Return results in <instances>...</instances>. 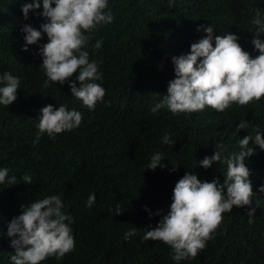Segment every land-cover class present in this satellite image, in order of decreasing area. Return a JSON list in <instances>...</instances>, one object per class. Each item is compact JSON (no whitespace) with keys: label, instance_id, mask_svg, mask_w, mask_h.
I'll return each mask as SVG.
<instances>
[{"label":"trees","instance_id":"trees-1","mask_svg":"<svg viewBox=\"0 0 264 264\" xmlns=\"http://www.w3.org/2000/svg\"><path fill=\"white\" fill-rule=\"evenodd\" d=\"M31 2L0 0V77L8 72L20 80L16 99L0 105V169H8L0 183V264H13L10 244L15 237L7 230L21 214V205L51 195L60 196L62 211L73 218L69 226L75 247L62 259L53 256L41 264H264V192L259 191L264 186V150L251 140L248 147L254 153L244 163L253 165L248 177L252 204L223 213L213 238L194 259L177 262L164 242L143 239L145 230L168 213L173 188L185 171L222 183L227 172L223 160L245 150L240 140L247 135L254 140L257 131L264 138V97L243 106L232 103L222 112L209 106L191 113L173 114L167 107L151 111L175 78L172 57L190 53L191 44L206 35L201 26L213 27V47L216 35L231 33L255 58L253 9L259 8L264 17V0H108L105 12L111 11L113 21L84 33L91 39L83 50L101 74L95 83L105 89L93 110L71 95L67 81L44 86L39 46L48 42L46 34L28 45L34 54L26 51L33 58H25L22 27L39 29L46 22L39 14L42 0L24 19L21 8ZM259 38L264 40V34ZM97 41H102L98 49ZM78 74L70 78L77 86ZM49 104L79 111L82 130L53 138L40 133V109ZM241 122L248 126L237 131ZM165 134L171 143L163 142ZM215 150L221 152V162L200 167L199 161ZM157 152L166 167L147 169ZM24 175L32 177L31 184L21 179ZM90 194L96 199L87 207ZM117 207L122 214H115ZM253 207L249 223L247 212ZM133 228L135 235L126 240L125 233Z\"/></svg>","mask_w":264,"mask_h":264},{"label":"clouds","instance_id":"clouds-1","mask_svg":"<svg viewBox=\"0 0 264 264\" xmlns=\"http://www.w3.org/2000/svg\"><path fill=\"white\" fill-rule=\"evenodd\" d=\"M54 5V7H53ZM41 7L39 0L24 3L21 11L27 20L28 13L36 12ZM108 0H42L43 11L39 13L46 22L39 29L25 24L22 52L26 59L33 56L28 45L37 44L46 34L47 43L39 46L42 57V67L47 79L53 83L67 84L71 95L81 100L89 110H93L97 102L103 100L105 89L95 81L101 79L96 61L89 62V53L84 47L89 43L90 36L97 25L109 24L114 17L111 11L105 12ZM253 23L257 26L256 36L251 43L258 55L252 58L237 42L238 37L231 33L215 36L210 25L203 28L206 35L198 42L192 43L190 53L172 57L175 78L168 82L166 95L151 109L156 113L167 107L173 114L202 111L206 106L222 112L232 103L247 105L264 97V40L259 36L264 34V17L259 8H254ZM200 28L197 29L199 31ZM102 41H97L95 47H101ZM34 54V53H33ZM74 73H79L77 82H71ZM0 81L5 82L0 87V105L7 106L16 99L20 80L5 72ZM39 132L46 137H62L79 133L84 124L82 114L66 106L53 107L47 105L40 109ZM246 122L237 126V131L246 128ZM40 136L37 135L38 142ZM165 144L171 143L169 134L163 136ZM264 150V138L257 131L255 138L247 135L240 140V146L245 149L223 160L227 165L226 176L221 183L213 178L211 182L198 179L196 174L185 171L174 188L169 211L151 230H145V241H162L172 249V259L179 262L184 259H194L206 247V242L213 238V233L223 221V213L231 212L232 207L252 204V183L248 179L252 174V164L244 163L245 157L254 153V148L248 147L249 141ZM219 147V146H218ZM162 154L157 152L151 157L147 169L155 170L166 167L161 164ZM214 162H221V152L214 151L211 157L205 156L198 165L205 169ZM178 166V165H177ZM173 166L171 171H176ZM8 176V169H0V183ZM31 184L32 177L24 175L21 178ZM13 176L9 183L14 184ZM264 192V186L259 188ZM95 194H90L87 207L95 203ZM22 212L8 224L7 235L11 239L10 246L15 249L10 259L13 264H41L49 257L62 259L65 254L74 250L75 240L72 234L71 216L62 211L63 203L58 195H51L36 200L27 206L21 205ZM145 211H148L145 208ZM256 209L247 212L249 223L253 222ZM123 210L116 209L117 215ZM157 215L160 213L157 212ZM135 228L125 233L124 238L135 235Z\"/></svg>","mask_w":264,"mask_h":264}]
</instances>
